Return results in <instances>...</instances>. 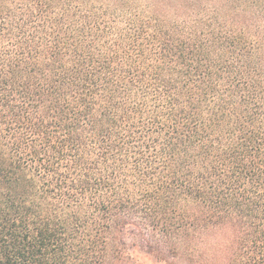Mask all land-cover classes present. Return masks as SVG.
I'll list each match as a JSON object with an SVG mask.
<instances>
[{
	"label": "trees",
	"instance_id": "16d2710c",
	"mask_svg": "<svg viewBox=\"0 0 264 264\" xmlns=\"http://www.w3.org/2000/svg\"><path fill=\"white\" fill-rule=\"evenodd\" d=\"M224 229L264 264V0H0V264Z\"/></svg>",
	"mask_w": 264,
	"mask_h": 264
},
{
	"label": "rangeland",
	"instance_id": "374dc122",
	"mask_svg": "<svg viewBox=\"0 0 264 264\" xmlns=\"http://www.w3.org/2000/svg\"><path fill=\"white\" fill-rule=\"evenodd\" d=\"M137 240L132 235L127 238V251L120 259L109 258L104 264H189L184 254L175 255L169 251L167 244L162 245L163 250L159 253L146 252L139 244H134ZM209 258L208 256H205Z\"/></svg>",
	"mask_w": 264,
	"mask_h": 264
},
{
	"label": "clouds",
	"instance_id": "9594fccd",
	"mask_svg": "<svg viewBox=\"0 0 264 264\" xmlns=\"http://www.w3.org/2000/svg\"><path fill=\"white\" fill-rule=\"evenodd\" d=\"M227 229H224L223 232H220L214 236H207L204 238V243L201 245L203 251L210 260L213 257H216V264H228V244L230 239L224 236V232H227Z\"/></svg>",
	"mask_w": 264,
	"mask_h": 264
}]
</instances>
